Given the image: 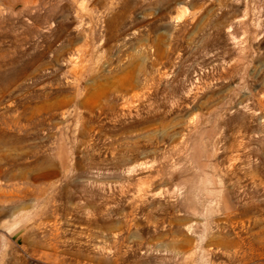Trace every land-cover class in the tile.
<instances>
[{
    "label": "rangeland",
    "instance_id": "1",
    "mask_svg": "<svg viewBox=\"0 0 264 264\" xmlns=\"http://www.w3.org/2000/svg\"><path fill=\"white\" fill-rule=\"evenodd\" d=\"M0 264H264V0H0Z\"/></svg>",
    "mask_w": 264,
    "mask_h": 264
}]
</instances>
